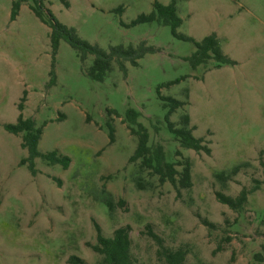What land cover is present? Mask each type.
<instances>
[{
    "label": "rangeland",
    "instance_id": "1",
    "mask_svg": "<svg viewBox=\"0 0 264 264\" xmlns=\"http://www.w3.org/2000/svg\"><path fill=\"white\" fill-rule=\"evenodd\" d=\"M14 1L20 7L10 21ZM68 1L69 8L58 0L45 6L81 40L104 52L140 42L157 52L146 54L137 67L125 64L124 75L112 63L97 83L85 74L93 58L81 63L78 53L61 41L55 85L46 88L49 29L29 10L30 0H0V264H69L72 256L101 264L89 247L95 245L93 222L106 238L128 225L135 264H162L146 226L166 247L185 248V264H264L259 165L260 157L264 160V0H176L182 20L177 32L197 42L214 33L222 53L236 63L209 61L195 70L185 61L194 46L173 38L168 27H126L139 14H148L154 0ZM120 7L123 11L116 12ZM180 78L178 84L159 89V95L186 104L170 120L178 125L187 114L193 136L208 144L209 156L179 149L166 128L157 88ZM24 91L22 118L36 127L46 123L38 152L68 157L66 170L36 159L31 176L20 165L27 157L20 135H10L2 126L16 123ZM127 109L140 114L148 146L161 145L167 163L189 161L190 189L178 196L169 183L160 185L156 176L142 170L139 161L128 163L136 139L124 123ZM106 122L114 129L111 145ZM239 165L232 181L222 184L215 178ZM253 187L257 189L240 212L215 199V193L235 197ZM199 218L216 228L207 229Z\"/></svg>",
    "mask_w": 264,
    "mask_h": 264
},
{
    "label": "trees",
    "instance_id": "2",
    "mask_svg": "<svg viewBox=\"0 0 264 264\" xmlns=\"http://www.w3.org/2000/svg\"><path fill=\"white\" fill-rule=\"evenodd\" d=\"M29 10L33 16L49 29V45L51 49V64L48 73L49 81L46 88H51L55 85L56 77L54 72L55 56L58 51L59 43L65 42L72 50L78 53L81 63H84L88 56H91V65L85 70L86 76L94 82H103L106 75L111 71V64L115 63L118 70L124 75L126 73L125 64L132 67L138 66V61L146 54L157 52L155 48L147 47L144 42H140L137 46L128 45L126 47L117 46L110 47L108 52H104L97 46L88 44L78 38L73 28H68L59 23L50 10L45 6V2L49 0H30ZM64 8H69L68 0H58ZM20 7L19 1H14L11 4L10 21H14L18 16ZM121 13L122 7L115 10ZM156 23L160 26H165L170 29V34L173 38L191 43L194 46V52L185 58L192 70L209 61H213L218 65L234 66L236 63L224 55L220 49L217 36L212 33L197 42L194 39L178 33V28L182 25V20L177 15L176 0H170L167 5L160 4L157 0L152 2L151 11L148 14H139L126 27H134L136 25ZM184 78H180L173 82L157 88L158 99L161 102V107L165 110L164 122L168 132L177 142L179 149L190 150L195 153H203L210 155L211 150L208 144L202 138L193 136L194 127L190 126L189 116L184 114L180 117L178 125L170 120V117L181 109L186 104L170 96L163 97L159 95V89L162 87L169 88L178 84ZM26 92L17 105L19 115L15 124H5L2 126L5 132L13 136L20 135V148L25 150L27 157L20 161V165H25L31 176H35L36 159H41L48 162L50 165H60L63 170L69 166L70 159L66 156L57 155L55 152L48 154H40L37 150L38 143L41 138L42 128L46 125L36 127L33 120L23 119L21 111L25 101ZM107 113L116 112L107 110ZM140 114L134 109H127L124 114V123L130 135L136 139V147L128 159V163L139 161V167L142 170L149 171L153 176L157 177L160 185L169 183L176 194L179 196L180 190H188L191 188L190 163L187 159L177 161L175 163H167L165 161L164 149L161 145H156L154 148L148 146V132L146 128L138 122ZM108 130V144L114 142V129L109 122H106ZM155 131H158L155 128ZM176 157L181 158V152H174ZM259 165L262 168L263 183H264V160L260 157ZM181 167L178 171L176 167ZM243 165L235 166L227 173H219L215 178L222 184L230 182L240 172ZM257 183V182H255ZM136 186H139L138 184ZM257 187L251 189H241L235 197L227 196L222 193H215L216 201L226 206L233 212H240L247 203L248 196L253 193ZM111 202H106L107 209H111ZM200 223L209 230H213L216 226L205 219L199 218ZM95 230V245L89 246L91 250L101 257V264H135L131 253L130 227L128 225L115 229L110 238H106L100 227L93 222ZM146 235L156 246L155 256L158 262L162 264H185L187 250L183 247L170 249L164 245L163 240L157 236L150 226H146ZM69 264H85L81 259L74 256L68 259Z\"/></svg>",
    "mask_w": 264,
    "mask_h": 264
}]
</instances>
